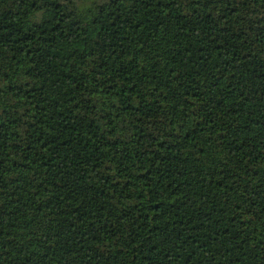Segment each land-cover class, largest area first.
<instances>
[{
    "label": "trees",
    "instance_id": "trees-1",
    "mask_svg": "<svg viewBox=\"0 0 264 264\" xmlns=\"http://www.w3.org/2000/svg\"><path fill=\"white\" fill-rule=\"evenodd\" d=\"M0 264H264V0H0Z\"/></svg>",
    "mask_w": 264,
    "mask_h": 264
},
{
    "label": "rangeland",
    "instance_id": "rangeland-1",
    "mask_svg": "<svg viewBox=\"0 0 264 264\" xmlns=\"http://www.w3.org/2000/svg\"><path fill=\"white\" fill-rule=\"evenodd\" d=\"M86 3V2H88V0H80V3Z\"/></svg>",
    "mask_w": 264,
    "mask_h": 264
}]
</instances>
